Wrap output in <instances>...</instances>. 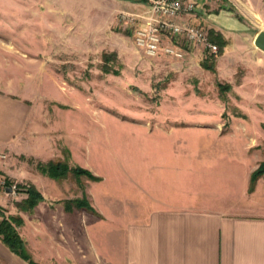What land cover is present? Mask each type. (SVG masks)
Instances as JSON below:
<instances>
[{
	"label": "rangeland",
	"instance_id": "1",
	"mask_svg": "<svg viewBox=\"0 0 264 264\" xmlns=\"http://www.w3.org/2000/svg\"><path fill=\"white\" fill-rule=\"evenodd\" d=\"M193 1L210 35L206 19L222 2ZM123 4L0 0V88L21 100L10 109L32 111L25 145L33 146V134L40 145L49 138L54 146L42 160L17 153L15 140L0 142V171L18 186L0 191V207L26 222L35 216L65 220L56 236L65 250L82 245L77 264H111L112 242L118 237L122 242L126 230L113 229V180L121 174L127 179L128 163L142 156L145 141L202 143L225 134L248 135L264 162V68L254 67L262 61L252 57L253 49L261 54L254 40L237 39L226 65H218L221 50L209 54L193 48L181 60L147 58L137 50L132 29L119 22ZM204 62L214 64L215 72ZM155 119L161 126L147 137V120ZM49 162L87 169L99 180L71 170L65 178H52L41 168ZM127 184L123 181L125 189ZM32 185L45 201L39 212H23L17 204ZM77 199H86L96 213L69 204ZM122 215L126 219V212L116 213Z\"/></svg>",
	"mask_w": 264,
	"mask_h": 264
},
{
	"label": "crops",
	"instance_id": "2",
	"mask_svg": "<svg viewBox=\"0 0 264 264\" xmlns=\"http://www.w3.org/2000/svg\"><path fill=\"white\" fill-rule=\"evenodd\" d=\"M122 2L125 10L139 4L138 0ZM221 2L219 11L206 19L209 28L227 41L219 66L226 65L237 39L255 42L264 31V0ZM260 51H252L253 59L262 60L254 67L264 68V51ZM18 101L11 90L0 88V142L11 145L15 140L17 153L47 160L54 148L49 138L40 145V137L32 134L33 146L24 143L32 111L22 106L18 110L9 108ZM159 123L147 120V137L158 132L154 126H161ZM255 143L248 135L226 134L202 143L145 141L142 156L128 163L127 179L121 174L113 180V229L126 230L122 242L118 236L112 242L111 264H264V178L250 191L252 173L261 162ZM40 209L42 204L35 213ZM62 210L67 213L65 207ZM125 212L126 219L116 216ZM33 218V222L24 219L27 226L19 232L35 262H80L82 245L65 250L63 239L56 236L57 227H66L65 220ZM28 223L32 227L26 234ZM0 264L30 263L0 240Z\"/></svg>",
	"mask_w": 264,
	"mask_h": 264
},
{
	"label": "built area",
	"instance_id": "3",
	"mask_svg": "<svg viewBox=\"0 0 264 264\" xmlns=\"http://www.w3.org/2000/svg\"><path fill=\"white\" fill-rule=\"evenodd\" d=\"M133 10H122L119 22L132 29L137 50L147 58L184 59L189 49L218 54L219 45L198 20L193 0H138ZM221 1V0H217ZM186 17H190L186 20ZM16 188V185L13 186Z\"/></svg>",
	"mask_w": 264,
	"mask_h": 264
},
{
	"label": "trees",
	"instance_id": "4",
	"mask_svg": "<svg viewBox=\"0 0 264 264\" xmlns=\"http://www.w3.org/2000/svg\"><path fill=\"white\" fill-rule=\"evenodd\" d=\"M211 40L219 45L222 53V49L227 46V41L223 36L215 31H210ZM203 67L207 70H212L215 72V66L212 63L204 62ZM43 171L47 173L50 177L55 179H62L67 176V173L71 170L77 175H87L93 180H99L98 177L94 176L87 169L76 167L69 168L67 163L63 162H49L45 166H41ZM5 177V180L1 183V178ZM260 178H264V162H262L259 167L252 173L250 191H254L257 181ZM13 182L10 178L5 176L3 172L0 171V191L2 189L11 188L13 189ZM16 187H18L16 185ZM26 193V198L17 204L18 208L23 212H32L37 206L45 201L44 195L32 185L24 189ZM69 204H76L79 208L86 209L89 212L96 213L93 206H91L86 199L73 200ZM25 224V220L21 215L7 214L5 208L0 207V240L15 254L28 261L30 264H39L35 262L27 249V242L21 236L19 229Z\"/></svg>",
	"mask_w": 264,
	"mask_h": 264
},
{
	"label": "water",
	"instance_id": "5",
	"mask_svg": "<svg viewBox=\"0 0 264 264\" xmlns=\"http://www.w3.org/2000/svg\"><path fill=\"white\" fill-rule=\"evenodd\" d=\"M255 45L262 51H264V31L260 32L256 39H255ZM7 192H13L12 189H7Z\"/></svg>",
	"mask_w": 264,
	"mask_h": 264
}]
</instances>
